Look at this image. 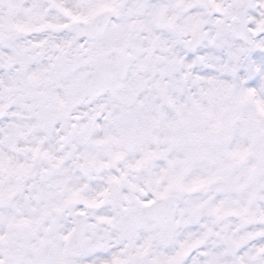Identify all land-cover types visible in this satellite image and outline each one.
<instances>
[{"label":"snow or ice","instance_id":"obj_1","mask_svg":"<svg viewBox=\"0 0 264 264\" xmlns=\"http://www.w3.org/2000/svg\"><path fill=\"white\" fill-rule=\"evenodd\" d=\"M0 264H264V0H0Z\"/></svg>","mask_w":264,"mask_h":264}]
</instances>
